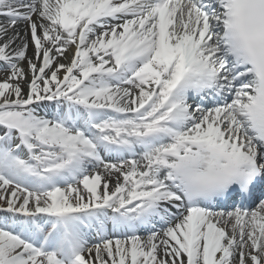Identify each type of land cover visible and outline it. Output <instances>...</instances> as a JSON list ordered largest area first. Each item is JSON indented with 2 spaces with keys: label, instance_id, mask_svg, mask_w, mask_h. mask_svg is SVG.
<instances>
[{
  "label": "snow or ice",
  "instance_id": "obj_1",
  "mask_svg": "<svg viewBox=\"0 0 264 264\" xmlns=\"http://www.w3.org/2000/svg\"><path fill=\"white\" fill-rule=\"evenodd\" d=\"M0 264H264V0H0Z\"/></svg>",
  "mask_w": 264,
  "mask_h": 264
}]
</instances>
